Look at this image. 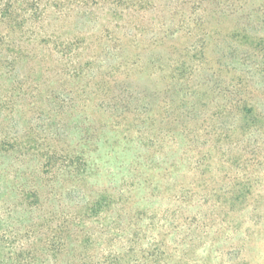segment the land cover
I'll list each match as a JSON object with an SVG mask.
<instances>
[{
  "label": "trees",
  "instance_id": "trees-1",
  "mask_svg": "<svg viewBox=\"0 0 264 264\" xmlns=\"http://www.w3.org/2000/svg\"><path fill=\"white\" fill-rule=\"evenodd\" d=\"M74 4L89 5L0 0V264L164 263L210 237L207 214L256 197L261 90L212 82L193 61H135L109 46L84 60L78 41L59 47L62 73L44 66L20 81L23 44L35 39L26 30ZM30 112L41 128H20ZM105 170L116 186L88 192ZM212 172L224 174L211 183Z\"/></svg>",
  "mask_w": 264,
  "mask_h": 264
},
{
  "label": "rangeland",
  "instance_id": "rangeland-1",
  "mask_svg": "<svg viewBox=\"0 0 264 264\" xmlns=\"http://www.w3.org/2000/svg\"><path fill=\"white\" fill-rule=\"evenodd\" d=\"M84 1L88 7L71 5L70 10L59 12L60 18L35 26L34 34L26 30L35 39L23 44L30 58L24 70H19L20 81L33 69L44 66L51 74L62 73L65 67L57 51L60 46L78 41L84 60L92 50L101 52L102 47L109 46L115 48L116 54L123 50L125 57L135 61H193L199 64L198 74L213 75L209 78L212 82L221 80L223 86L242 82L247 92L261 90L256 98L262 97L264 101V95L260 96L264 94V0ZM53 12L56 9L49 8V14ZM200 47H204V56ZM258 102L256 109L261 111L263 106L259 108ZM33 113L26 114L24 119L18 117L21 129L42 127ZM105 171L94 172L88 192L116 186ZM222 175L212 172L207 177L212 183ZM257 175L264 178V171ZM229 207L228 204L216 216L207 214L208 219L216 222L208 239H198L192 245L184 243L174 259L160 264H264V182L256 197L236 206L234 213L228 211ZM171 238L174 240L175 234Z\"/></svg>",
  "mask_w": 264,
  "mask_h": 264
}]
</instances>
